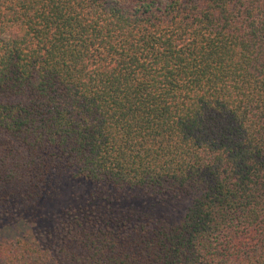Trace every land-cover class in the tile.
Wrapping results in <instances>:
<instances>
[{"label": "trees", "instance_id": "trees-1", "mask_svg": "<svg viewBox=\"0 0 264 264\" xmlns=\"http://www.w3.org/2000/svg\"><path fill=\"white\" fill-rule=\"evenodd\" d=\"M0 264H264V0H0Z\"/></svg>", "mask_w": 264, "mask_h": 264}, {"label": "rangeland", "instance_id": "rangeland-1", "mask_svg": "<svg viewBox=\"0 0 264 264\" xmlns=\"http://www.w3.org/2000/svg\"><path fill=\"white\" fill-rule=\"evenodd\" d=\"M74 185V186H73ZM79 188L81 189V187L76 186L74 183L71 182H66L64 183L63 187H62V191L65 193V195H67L68 197H70L72 194H74L76 192V189ZM186 201L185 200H176L172 203H168L165 204L164 206L161 207V209L169 214L170 216H177L182 209L185 207Z\"/></svg>", "mask_w": 264, "mask_h": 264}]
</instances>
